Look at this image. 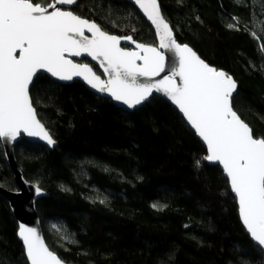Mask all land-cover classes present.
I'll use <instances>...</instances> for the list:
<instances>
[{"label":"trees","instance_id":"trees-1","mask_svg":"<svg viewBox=\"0 0 264 264\" xmlns=\"http://www.w3.org/2000/svg\"><path fill=\"white\" fill-rule=\"evenodd\" d=\"M31 2L45 7L54 0ZM159 2L177 41L239 84L233 109L255 138H264V0ZM73 12L111 34L157 46L152 27L126 0H79ZM39 83L30 95L57 146L22 138L15 157L24 179L47 194L36 209L59 258L68 264H264L229 181L204 159L206 147L167 101L154 96L128 112L79 81L63 85L40 75ZM0 187L18 189L1 141ZM17 232L0 196V264H28Z\"/></svg>","mask_w":264,"mask_h":264},{"label":"snow or ice","instance_id":"snow-or-ice-1","mask_svg":"<svg viewBox=\"0 0 264 264\" xmlns=\"http://www.w3.org/2000/svg\"><path fill=\"white\" fill-rule=\"evenodd\" d=\"M130 2L155 27L158 46L133 41L136 50H127L121 40L132 41L131 36L111 35L72 10L53 6L49 11L31 0H0V141L15 142L24 133L48 146L56 144L30 98V86L32 90L40 87V75L50 74L58 82L82 78L91 89L106 93L127 109L150 102L153 92L163 94L206 144L204 159L222 165L250 239L264 246V138H254L252 129L233 110L237 82L175 40L158 0ZM58 3L71 6L77 0ZM81 56L97 61L107 80L88 63L69 58ZM32 187L37 196L43 194L38 183ZM17 235L29 264H65L49 250L35 227L20 223Z\"/></svg>","mask_w":264,"mask_h":264},{"label":"water","instance_id":"water-1","mask_svg":"<svg viewBox=\"0 0 264 264\" xmlns=\"http://www.w3.org/2000/svg\"><path fill=\"white\" fill-rule=\"evenodd\" d=\"M78 1L77 0V4H78ZM128 3H130L131 5H133L137 11L140 13V15L146 20V22L152 27L155 35H156V38H157V46H158V43H159V38L156 34V31H155V27L151 24L150 21L147 20V17L143 14L142 10H140L138 8V6H136L134 3L130 2V0H126ZM159 2V0H158ZM160 3V2H159ZM71 5V6H67V5H60L58 3V0H54V2L50 5H47L45 6L46 8H48L49 11H52V7L55 6L56 8L60 9V10H72L76 7V5ZM161 5V4H160ZM41 7H44L42 5H39ZM162 10V8H161ZM75 14V13H74ZM162 14H163V11H162ZM164 15V14H163ZM165 17V16H164ZM167 21V19H166ZM168 22V21H167ZM96 23V22H95ZM169 23V22H168ZM98 24V23H97ZM99 25V24H98ZM170 25V24H169ZM100 26V25H99ZM101 27V26H100ZM171 27V25H170ZM102 28V27H101ZM172 28V27H171ZM102 30H104L102 28ZM173 30V29H172ZM105 31V30H104ZM107 32V31H106ZM109 33V32H108ZM111 34V33H109ZM173 34H174V38L175 40L177 41L176 37H175V33L173 31ZM85 35L89 36L91 38V33H88L87 31H85ZM111 35H115V34H111ZM118 36V35H117ZM120 37V36H119ZM124 38V37H122ZM133 41L135 43H141L139 41H136L134 38H132V41H127L125 39H122L121 40V47H124L126 48L127 50H136L135 49V43H133ZM178 42V41H177ZM179 43V42H178ZM145 44V43H143ZM181 44V43H180ZM148 45V44H146ZM181 45H184V44H181ZM150 46H153V45H150ZM190 47V46H189ZM192 48V47H191ZM193 49V48H192ZM194 52H196L194 49H193ZM196 54L199 56V54L196 52ZM17 55H19V52H17ZM167 56H171L170 53L166 54ZM200 57V56H199ZM70 59L73 60V62H81L83 60H88L89 62H91V64H93L94 66H96L101 74L103 73V68L99 65V63L97 61H92L90 57H86V56H81V57H69ZM201 58V57H200ZM202 59V58H201ZM207 63V62H206ZM91 64H89V66L92 68ZM93 69V68H92ZM93 72L98 75L94 70ZM227 73V72H226ZM38 75H40L38 73ZM45 76L47 77H50V74H44ZM162 76L165 75V73H162L161 74ZM100 78L102 80H107V75L106 74H102L99 75ZM233 78V77H232ZM35 79V78H34ZM53 81L57 82V83H60V84H63V85H69V84H72L73 82L75 81H79L81 83H83L86 88L88 90H90L93 94H95L96 96L100 97V98H104V99H108L110 101H112L114 103L115 106L125 110V111H128V112H133L139 108H141L142 106H138L137 109H127L126 106H123L120 102H116L114 101V99H112L111 97H109L106 93H98L96 92L95 90L91 89V87L89 85H87V83L85 81L82 80V78H78V77H74L72 81H68V82H58L56 81L55 78H51ZM157 80L160 79V77H156ZM234 79V78H233ZM235 80V79H234ZM177 83H180L179 81V78H177ZM31 86H30V91H31ZM238 89H239V84L237 83V92H238ZM234 93L233 94V97L237 94ZM154 96H157L165 101H167L180 115L181 117L185 120L186 124L189 126V128L195 133V135L197 136V138L203 143V145L206 147L207 149V146L206 144L203 142L202 138L199 137V135L195 132V130L187 123L186 121V118L183 117V114L179 111V109L171 103V101L169 99H167L166 97L163 96V94H157L155 92H153V95L152 97L150 98V100L154 97ZM30 98H31V95H30ZM148 103V102H146ZM145 103V104H146ZM234 110V109H233ZM238 115V114H237ZM239 116V115H238ZM240 117V116H239ZM241 118V117H240ZM38 119H39V116H38ZM40 120V119H39ZM41 121V120H40ZM42 123V122H41ZM45 126V125H44ZM250 127V126H249ZM251 128V127H250ZM47 129V128H46ZM48 130V129H47ZM24 138L26 139L27 141L29 142H33V143H38V144H41V145H44L46 147H48L49 149H54L56 146H57V143L54 145V146H48L46 145L45 142L43 141H40L38 138H31V137H27L26 134L24 133H21L20 137L17 138V141L15 142H7V141H1V144H2V147H3V150H4V153H5V157H6V160H7V163L9 164L11 170L13 171V174H14V177H15V181H16V184H17V191H8L2 187H0V196H3L5 199L8 200L9 204H10V208H11V211L12 213L14 214V217L16 218L17 220V223L18 225L20 223H23L25 224L26 226H32V227H35L37 230H38V233L40 234V236L42 237L45 245L50 249V247L47 245L46 243V240H45V237H44V234H43V229H42V226H41V220H40V217L38 215V212H37V209H36V204L37 202L41 199V198H44L47 196V194L43 191V194L40 195V196H37L35 194V189L34 187H32V183H29L27 182L22 173L20 172L19 168H18V165H17V161H16V157H15V146L21 141V139ZM255 138V137H254ZM208 153V152H207ZM210 165H213V166H219L221 168V170L223 171L222 169V165H220L218 162H210V161H207ZM224 173V176L225 178L229 181V186H230V179L227 178L226 176V173L223 171ZM233 196L235 197L234 193L232 192ZM236 198V197H235ZM237 200V204H238V198H236ZM238 209H239V206H238ZM239 216H240V213H239ZM240 219H241V222H242V218L240 216ZM243 225V223H242ZM244 229L246 230V226L243 225ZM247 232V230H246ZM248 233V232H247ZM249 236H250V233H248ZM20 240V239H19ZM21 241V240H20ZM252 241V240H251ZM253 242V241H252ZM22 243V241H21ZM255 244V242H253ZM256 245V244H255ZM257 246V245H256ZM24 247V246H23ZM259 247L263 252H264V246H257ZM52 251V250H51ZM56 254V253H55ZM57 255V254H56ZM26 256V255H25ZM58 256V255H57ZM27 259V258H26ZM63 261V260H62ZM65 262V261H64ZM29 264V262H28ZM65 264H68L65 262Z\"/></svg>","mask_w":264,"mask_h":264}]
</instances>
